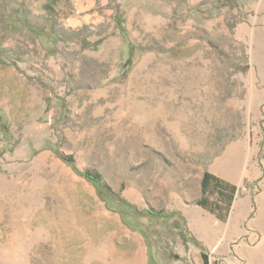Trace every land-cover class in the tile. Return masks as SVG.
Wrapping results in <instances>:
<instances>
[{"label":"rangeland","instance_id":"1","mask_svg":"<svg viewBox=\"0 0 264 264\" xmlns=\"http://www.w3.org/2000/svg\"><path fill=\"white\" fill-rule=\"evenodd\" d=\"M229 1L0 0V264H264V0Z\"/></svg>","mask_w":264,"mask_h":264},{"label":"trees","instance_id":"2","mask_svg":"<svg viewBox=\"0 0 264 264\" xmlns=\"http://www.w3.org/2000/svg\"><path fill=\"white\" fill-rule=\"evenodd\" d=\"M228 6L234 10L235 9L239 10L241 7L236 0H230L228 2ZM49 11L51 12V10ZM51 13L52 15H50L48 19L46 20L45 26L40 30V32H38L39 36L41 37L50 38L51 35H55V33L57 32V28L60 25L57 15L53 14V12ZM115 21L119 27L120 32L125 33V30L123 28L122 17L120 15H116ZM101 42L102 40H99L98 42L95 43L93 47H97L98 45L101 44ZM91 45L92 44L90 43H84L85 48H89L91 47ZM59 99L62 102H64L63 98H59ZM63 105L65 107V103ZM59 157L65 164L71 167L79 176L83 177L89 183L97 187V189L101 192L103 196L107 197L108 199H111L112 201L117 203L120 207H122V210H121L122 217H123L125 224L129 228L131 229L136 228L134 224L137 221L135 219V216L137 217L151 216L155 218H168L170 216V214L167 212H163V211L156 212L152 209L147 210L146 212L141 211L135 205L130 203L128 200H126L122 195L116 193L114 189L104 181L102 175L92 172V171H82L78 167L74 157L72 156H65V155L59 154ZM202 193H203V197L198 202V205L212 211V209L209 208V203L206 199L207 194L213 193L217 195L220 199H225L229 202V204H231L234 201V196L236 194V187L214 176L210 172H206L202 180ZM140 231L144 235H146L145 232H143L142 230ZM147 244L149 246L148 241H147ZM202 258H203V264H210L207 255L203 254Z\"/></svg>","mask_w":264,"mask_h":264}]
</instances>
